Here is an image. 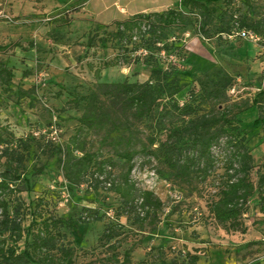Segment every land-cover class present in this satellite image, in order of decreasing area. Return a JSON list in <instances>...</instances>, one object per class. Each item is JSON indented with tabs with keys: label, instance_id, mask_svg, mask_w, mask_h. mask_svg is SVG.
<instances>
[{
	"label": "rangeland",
	"instance_id": "obj_1",
	"mask_svg": "<svg viewBox=\"0 0 264 264\" xmlns=\"http://www.w3.org/2000/svg\"><path fill=\"white\" fill-rule=\"evenodd\" d=\"M75 1L79 0H0V61L14 74L8 92H3L0 87V134L4 140H11L14 136V148L20 144L19 140L28 142L27 171L49 165L43 175L28 176L30 190L19 184L17 191L7 197L11 216L18 215L23 230H28L48 217L78 220L85 208L99 210L100 215L108 212L103 222L78 224L73 230L66 227L60 230L61 245L73 249L75 264H123L125 254L129 255V264H187L189 254L199 257L197 264H261L264 259V213L256 199L251 201L249 211L243 217L246 233H228L209 213V204L228 178L226 170L231 158L223 147L226 138L220 148L213 150L211 173L207 176L198 173L192 185L159 177L156 171L160 166L154 160L148 162L144 157L135 160L136 167L131 175L133 182L139 189L153 192L165 204L158 221L154 224L147 221L142 227L136 226L134 219L122 212L115 193L103 187L98 190L87 185L69 187L54 160L42 154L47 141L65 146L79 130L78 119L83 108L82 105L74 107V99L90 94L101 84L134 83L148 78L141 51L124 54L122 44L111 41L107 31L91 27L95 36L93 44L88 46L87 29H79L88 22L76 21L68 29L59 27L67 9L72 12L81 7L83 0L80 3ZM131 1L133 9H144L155 2ZM165 1L166 7H174L177 3V0ZM215 6L219 8V15L226 9L237 8L240 18L264 29V0H222ZM80 17L88 19L90 14L84 13ZM224 20H216L214 29L224 25L229 18ZM55 31L62 34L66 44L53 43L49 34ZM196 31L190 30L188 35L180 31L170 34L172 43L183 45L177 51L181 60L174 56L176 62L179 61L173 63L174 66L180 71L194 72L197 78L216 67H223L235 78L224 106L233 110V117L250 108L257 94L264 90L261 80L264 53L247 40H224L216 35L206 40ZM99 38L109 40L105 54ZM136 38L135 44H123V47L136 48L140 44L138 33ZM14 44L19 47L6 49ZM112 63L116 65L105 68V64ZM161 64L164 67L172 65L169 59L161 60ZM33 87L36 88L35 95L18 99V88L29 90ZM194 88H197L196 84L187 86L177 96L181 104ZM262 112L264 114V110ZM256 117L254 110L239 116L246 125ZM149 127L148 124L141 125L136 133L146 139L152 131ZM242 133L250 149L260 144L259 131L245 129ZM85 134L82 138L86 140L89 152L100 153L104 158L113 156L111 146H101V135ZM253 154L256 167L252 178L257 184L259 176L264 173V144L259 145ZM124 170L122 164L114 170L117 182ZM258 196L257 193L256 198ZM41 200L44 202L39 205ZM34 211L38 216L33 214ZM116 222L120 226L118 238L111 244L100 242L106 225ZM1 238L7 240L9 234L4 233ZM19 246L22 251L24 241Z\"/></svg>",
	"mask_w": 264,
	"mask_h": 264
},
{
	"label": "trees",
	"instance_id": "obj_2",
	"mask_svg": "<svg viewBox=\"0 0 264 264\" xmlns=\"http://www.w3.org/2000/svg\"><path fill=\"white\" fill-rule=\"evenodd\" d=\"M221 1L177 0L174 7L162 13L138 14L112 25L91 26L95 30L107 31L111 41L122 44L124 54L145 50L147 55L142 60L148 78L134 83L124 81L101 84L90 94L74 99V107L82 105L83 108L78 119L79 130L65 146L49 140L42 148V154L54 160L69 187L87 185L95 190L103 187L115 193L120 200V209L134 219L136 226L142 227L147 221L152 224L157 222L165 204L153 192L139 189L133 182L131 175L136 167L135 160L138 157H144L148 162L154 160L160 166L156 171L159 177L192 185L199 174L207 176L211 173L213 150L221 147L224 138L226 141L223 147L231 158L226 170L228 178L209 204V213L228 233H246L243 217L248 213L253 199L261 205L264 213V173L259 176L257 184L252 178L256 167L253 152L264 144V90L257 94L250 108L233 117V110L224 105L235 85V78L223 67H216L197 78L192 71L178 70L170 60L173 66L164 67L161 64V60H168L170 56L181 60L177 51L183 45L172 43L169 39L173 31L184 34L197 29L196 34L206 40L212 39L213 35L229 40L224 37L242 31L264 36V29L261 30L259 24H249L240 18L237 8L226 9L219 15V8L215 4ZM227 3L229 5L230 2ZM80 9L76 7L72 12L67 9L62 14L59 27L70 28L74 15ZM227 18L229 21L214 29L216 20ZM87 31L89 46L94 42L95 33H91V28ZM137 33L140 44L132 49L129 46L123 47V44H135ZM49 35L53 43L66 44L60 32L55 31ZM99 39L105 54L109 40ZM257 46L264 53V42ZM12 47L19 45L7 46L6 49ZM151 59L154 61L150 62ZM115 65L105 64V68ZM13 80V71L0 61V87L3 92L9 91ZM261 80L263 85L264 68ZM195 84L197 88L192 89L189 97L181 104L177 96L187 86ZM35 93V87L29 90L18 88L17 96L22 100ZM251 110L256 111L257 117L250 125H246L239 116ZM145 124L150 125L152 131L146 139H142L136 132ZM245 129L259 131L260 144L250 149L242 133ZM84 132L85 135H101V146H111L113 156L104 158L100 153L89 152L87 142L82 138ZM15 141L14 136H11V140H4L0 134V264H75L73 249L61 245L60 230L64 227L73 230L78 224L103 222L108 212L100 215L99 210L85 208L78 220L65 221L63 218L48 217L42 223L23 230L18 215L10 214L11 204L7 197L17 191L19 184L30 190L32 186L28 176L43 175L49 165L44 164L27 171L25 164L29 144L19 140L20 144L14 148ZM119 164L125 170L117 182L114 170ZM190 192H194V187ZM43 202L41 200L39 205ZM36 213L33 212L34 215ZM118 225L107 224L100 242L111 244L115 241L120 235ZM4 233L9 234V239L1 238ZM10 240L11 243H8ZM22 241L24 248L21 251L19 244ZM198 261V256L187 255V264H197ZM129 263V255L125 254L123 264ZM261 264H264V259Z\"/></svg>",
	"mask_w": 264,
	"mask_h": 264
},
{
	"label": "crops",
	"instance_id": "obj_3",
	"mask_svg": "<svg viewBox=\"0 0 264 264\" xmlns=\"http://www.w3.org/2000/svg\"><path fill=\"white\" fill-rule=\"evenodd\" d=\"M127 2L123 3V0H83L81 9L74 15V22L84 21L89 24L85 27H80L79 29L89 30L93 25L108 26L112 25L115 22L124 21L128 18H131L138 14H148L155 12H164L166 8L171 9L172 7H166L167 1L165 0H154L149 7L144 9H133L131 7V0H126ZM80 3L79 1H75ZM69 3L67 5L73 4ZM63 5V6H67ZM57 7V6H55ZM90 14L88 19L81 18V14ZM73 22V25H74ZM189 33H187L188 35ZM201 38V37H200ZM203 39V38H202Z\"/></svg>",
	"mask_w": 264,
	"mask_h": 264
},
{
	"label": "built area",
	"instance_id": "obj_4",
	"mask_svg": "<svg viewBox=\"0 0 264 264\" xmlns=\"http://www.w3.org/2000/svg\"><path fill=\"white\" fill-rule=\"evenodd\" d=\"M224 38L229 39V40H234L236 38H239L241 40H247V41L253 42L256 45L264 42V36H259V35L253 34L251 32H246V31H242L241 33H238L236 35H232V36L224 37ZM140 53L142 56L147 55V52L145 50H141ZM169 60L172 61L173 63H176V58L174 56H170ZM141 215L144 216V213H141Z\"/></svg>",
	"mask_w": 264,
	"mask_h": 264
}]
</instances>
